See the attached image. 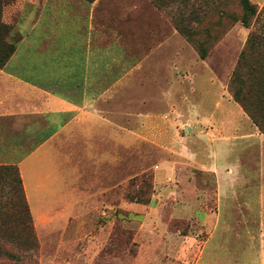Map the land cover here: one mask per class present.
<instances>
[{
    "label": "crops",
    "instance_id": "obj_1",
    "mask_svg": "<svg viewBox=\"0 0 264 264\" xmlns=\"http://www.w3.org/2000/svg\"><path fill=\"white\" fill-rule=\"evenodd\" d=\"M98 1L15 0L4 9V22L14 26L19 38L11 59L0 66V166L18 168L38 233L79 223L84 213L115 214L116 187L130 180L129 150L146 141L163 147L164 133L178 130L181 111H194L193 93L179 91L177 80L163 94L162 79L147 76L148 69L171 72L177 64L172 50L162 48L165 56L150 59L147 46H137L130 37L109 42L95 23ZM37 5L39 13L46 11V38L34 44L18 30L27 20L38 21L31 15ZM136 65L140 86L149 82L154 88L144 89L134 105L130 75ZM116 70L122 77H116ZM116 85H122L126 101L122 117L136 112L133 128L116 122ZM242 115L220 116L213 151L222 166L219 213L225 222H234V229L225 228L229 237L222 235L221 244L235 246L232 254L218 256L217 264H228L229 257L234 264H264V134L254 125L241 126L250 122ZM255 146L263 155V168L257 170L247 158ZM121 207L126 211L129 206L123 201Z\"/></svg>",
    "mask_w": 264,
    "mask_h": 264
},
{
    "label": "rangeland",
    "instance_id": "obj_2",
    "mask_svg": "<svg viewBox=\"0 0 264 264\" xmlns=\"http://www.w3.org/2000/svg\"><path fill=\"white\" fill-rule=\"evenodd\" d=\"M250 1L258 6V15L249 28L242 21H232L233 25L226 21L217 26L219 17L209 18L212 21L207 25L212 28L213 38L205 60L179 32L172 18V14H176L184 23L192 20V3L184 6L177 2L171 9H161L152 0L98 1L95 23L100 33L108 35L109 42L130 37L137 46H147L150 59L158 54L165 56L161 53L162 48L164 53L172 50L177 64L171 72L167 73L163 68L152 72L148 69L147 76L155 73L162 79L163 94L177 80L179 91L185 93L188 89L193 93L190 98L195 104L194 111H181L176 122L178 130L164 133L168 138L163 147L146 141L129 150L130 180L124 187H116L115 214L84 213L81 222L64 229H45L39 233L33 229L29 238L23 235L19 240L0 237V264H217L218 256L221 258L225 252H234L233 242L221 244L222 235L225 239L229 237V234H223L225 228L234 229V222H225L224 213H219L218 174L222 166H217L218 155L213 151L218 147L220 116L236 111L242 112V116L246 114L233 100L228 85L251 32L264 34V0ZM13 3L7 2L6 7ZM41 9V6H33L32 18L40 17L37 22L34 19L35 24L27 20L19 25L18 31L34 44L46 38V11L39 13ZM226 12L241 18L243 10L239 0H234ZM18 38L16 34L10 42H16ZM165 60L162 57L161 62L164 64ZM137 68L138 65L130 75L135 79L129 97L133 104L138 103L144 89L154 88L149 82L140 86ZM117 71L116 77L119 74L122 77L121 71ZM121 87L116 85V93H120V99L116 101V122L130 123L133 128L136 112L132 110L130 117H122L126 101H123ZM183 95L181 99H185L186 94ZM247 125L253 127L251 120L241 124ZM170 143L172 147L166 149ZM261 153L264 154V148ZM251 154L247 157L253 164L250 167L262 169L263 155L258 156L257 146L251 148ZM227 162L232 163L233 159H227ZM128 198H141L148 203H137ZM123 201L129 206L126 211L121 207ZM8 203L6 214L0 210V228L14 226L20 230L27 224L23 222L24 215L18 217L13 195ZM218 213L222 216L220 223ZM3 223L7 225L3 226ZM228 259V264H234L230 257Z\"/></svg>",
    "mask_w": 264,
    "mask_h": 264
},
{
    "label": "trees",
    "instance_id": "obj_3",
    "mask_svg": "<svg viewBox=\"0 0 264 264\" xmlns=\"http://www.w3.org/2000/svg\"><path fill=\"white\" fill-rule=\"evenodd\" d=\"M6 1L14 2V0H0V66L2 67L5 66L15 53L18 42H10L15 37L14 28L3 21L4 8L7 6ZM86 1L94 3L96 0ZM152 1L156 6L161 7V9H171L177 2L178 4L183 3L184 6L190 3L193 4L192 20H186L184 23L182 20H179L176 14H172V18L179 32L194 45L203 60L209 54V45L213 38L212 28H209L207 25L211 16L219 17L217 26H221L226 21L230 22L231 25L242 21L249 28L251 27L252 20L256 19L258 15V6L254 5L250 0H239L243 10L241 18L232 17V14L226 12L234 0ZM211 19L213 18L211 17ZM228 90L233 100L242 108L253 125L258 128L261 134H264V34L251 32L249 35L245 50L230 78ZM11 195L14 197L15 203L13 205L16 207L15 210L18 211V217L24 215L23 222L27 224L20 230L14 226L2 227L0 228V237L3 239L19 240L22 239L23 235H27V238H29L33 229L35 231V227L20 172L16 166H0V210H2L3 214L7 213L5 210L9 204L8 200ZM128 200L143 204L148 203L141 198H128ZM6 225L3 223V226ZM1 246L0 241V253L2 252Z\"/></svg>",
    "mask_w": 264,
    "mask_h": 264
}]
</instances>
